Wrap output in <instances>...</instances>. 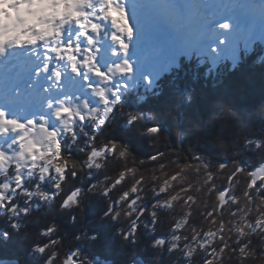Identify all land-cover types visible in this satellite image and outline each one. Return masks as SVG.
Wrapping results in <instances>:
<instances>
[{"label":"trees","instance_id":"1","mask_svg":"<svg viewBox=\"0 0 264 264\" xmlns=\"http://www.w3.org/2000/svg\"><path fill=\"white\" fill-rule=\"evenodd\" d=\"M103 112L0 200V264H259L264 44L217 68L183 57Z\"/></svg>","mask_w":264,"mask_h":264},{"label":"bare ground","instance_id":"2","mask_svg":"<svg viewBox=\"0 0 264 264\" xmlns=\"http://www.w3.org/2000/svg\"><path fill=\"white\" fill-rule=\"evenodd\" d=\"M54 1L55 6L51 7L49 0H0L2 138L13 135L14 125L8 118L14 114L9 106H17L20 114L27 115L28 108L40 112V104L45 100L61 96L69 107L77 87L89 83L104 87L103 96L109 93V85L114 84L117 96L107 108V118L123 92L137 81L145 65L142 58L121 78L111 81L113 73L124 66L134 44L141 38L140 30L134 27L139 22H167L178 28L193 22L197 25L198 39L211 37L216 41L218 48L214 55L219 58L242 32L235 9L255 15L248 37L264 17V0H191L189 5L184 0H164L170 7L161 10L159 15L155 8H161L160 0ZM61 31H66V36L59 41L56 37ZM225 37L226 43L219 44V39ZM50 38L54 39L47 44ZM36 44L41 45L39 50ZM8 51H14L16 56L10 64H5ZM49 55L53 56L52 60Z\"/></svg>","mask_w":264,"mask_h":264},{"label":"rangeland","instance_id":"3","mask_svg":"<svg viewBox=\"0 0 264 264\" xmlns=\"http://www.w3.org/2000/svg\"><path fill=\"white\" fill-rule=\"evenodd\" d=\"M184 3L189 5L192 4V1L184 0ZM48 5L54 7L55 1L49 0ZM158 5H161L160 9L155 8L158 15L161 14V10L165 11L170 7L164 0H160ZM234 15L240 20L239 29L242 32L233 39L231 45L224 49V53L219 58L214 55L218 48L216 41L211 37L198 39V33H195L197 25L193 22L182 28L167 22L160 23L153 20V22L150 20L145 23H137L134 27L140 30L141 38L138 43L134 44L133 52L124 61V66L113 73L111 81L115 82L121 78L124 73L130 70L134 62L145 58V65L142 67L137 81L124 92L139 86H145L148 90L153 91L158 77L169 71L170 68L178 66L183 57L206 58L213 68H217L226 59L235 61L242 52L250 53L256 44H264L263 16L255 32L251 37H248V28L253 24L255 15L252 12L243 14L238 9H235ZM225 38H220L219 44L226 43L227 37ZM129 58L131 60H128ZM202 61L204 62V60ZM103 88L96 87L91 83L84 87H77V92L69 107L62 102L61 96L53 100H45L43 104H40V112H37L35 108H30L27 115L20 114L17 106H9V110L14 116L8 120L14 126L12 125L13 135L7 136L8 139L1 137L4 131L0 130V200L8 194L14 193L24 180L39 174H41L42 180H45L53 175L55 166L51 163L52 161L46 164L47 158L60 150L66 134L69 131L75 132L85 117L93 116L103 108L104 120L102 123H105L104 121L109 117H105L107 108L111 103H114L117 91L114 84H110L109 93L103 96L101 93ZM20 109L22 111V108ZM24 111L26 112V110ZM15 167L19 168L20 172L15 177L10 176V172ZM5 174L7 177L4 179ZM255 174L258 180L264 179V165ZM72 263L73 261L70 260L68 264Z\"/></svg>","mask_w":264,"mask_h":264},{"label":"clouds","instance_id":"4","mask_svg":"<svg viewBox=\"0 0 264 264\" xmlns=\"http://www.w3.org/2000/svg\"><path fill=\"white\" fill-rule=\"evenodd\" d=\"M69 43H71V41H69ZM79 207L82 209L83 206L82 205H79ZM111 208H112V206H111V204H109L108 211L102 213V216H101L102 219L103 218H106L108 215L111 214ZM260 239H261V252L259 254V264H264V236H261ZM251 251H252L251 258L253 260L257 259L254 250H251ZM247 258H248V254L246 253L245 254V259H247ZM46 264H47V262H46ZM205 264H207V261L205 262Z\"/></svg>","mask_w":264,"mask_h":264}]
</instances>
